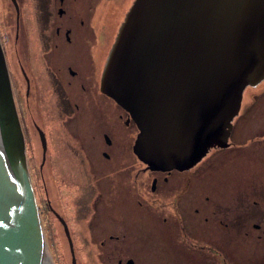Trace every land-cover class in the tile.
Instances as JSON below:
<instances>
[{
  "label": "water",
  "instance_id": "95a60500",
  "mask_svg": "<svg viewBox=\"0 0 264 264\" xmlns=\"http://www.w3.org/2000/svg\"><path fill=\"white\" fill-rule=\"evenodd\" d=\"M262 78L264 0H133L100 87L134 118L138 156L151 167L169 168L227 145L244 87ZM40 241L0 41V264H42Z\"/></svg>",
  "mask_w": 264,
  "mask_h": 264
},
{
  "label": "flooded vegetation",
  "instance_id": "af4514ba",
  "mask_svg": "<svg viewBox=\"0 0 264 264\" xmlns=\"http://www.w3.org/2000/svg\"><path fill=\"white\" fill-rule=\"evenodd\" d=\"M72 1L52 0L42 6L44 15L41 18L39 14V32L32 36L38 42L43 41V45L36 46L34 61L38 67L53 72L50 85L52 92L60 98L70 100L72 94L65 87L72 85L79 88V91L86 90L88 94L96 90L121 110L118 117L121 118V126L127 130L121 135L130 142V151L106 165L92 162L89 151L100 122L113 124L115 117H76L74 125H67L65 119H61L60 127L64 131H59L57 124L50 129L54 147H60L58 140L64 133H68L74 145L88 159L81 170L83 180L87 181L88 178L91 181V185L86 184L83 188L88 196L86 212L90 210L91 214H87L85 226L92 219L95 227H98L97 232L89 234L93 239L99 237L98 244L106 250H103L101 257L104 264H135V257L128 254L127 248L134 245L145 253L152 249L151 240L158 242L159 251L164 254L154 264H264V256L259 253L246 262L239 259L237 252L244 246L245 237L252 234L250 227L257 231L254 250H258V245L264 239V183L255 184L253 179L246 187L238 190L231 205L228 201H213L202 187L204 177L219 161L215 154L222 149L220 146L210 147L197 162L186 167L153 168L143 162L133 149L138 131L133 117L100 87L104 62L119 23L114 26L115 31L110 38L114 27L111 32L109 29L114 22L108 28L97 26L94 15L91 16L93 8L89 2L85 17L78 18L82 28L69 24L80 15V10L68 12L64 8V4L73 7L75 4ZM108 19H112L110 15ZM20 27L18 8L16 46L21 36ZM61 50L65 51L54 55ZM16 64L24 77V91L28 99L31 82L18 54ZM79 91L77 97L80 96ZM82 99L85 100V97ZM32 124L38 141L37 148L44 160L48 148L46 132L37 122L32 121ZM102 136L109 146L112 143L110 137L104 132ZM230 144L233 142L228 137L226 146ZM100 152L106 157L110 155L107 146ZM50 206V212L56 221L59 220L67 241L72 245L65 218ZM132 220L139 221L144 228L134 232L131 228ZM113 251L123 253L114 258Z\"/></svg>",
  "mask_w": 264,
  "mask_h": 264
},
{
  "label": "rangeland",
  "instance_id": "374dc122",
  "mask_svg": "<svg viewBox=\"0 0 264 264\" xmlns=\"http://www.w3.org/2000/svg\"><path fill=\"white\" fill-rule=\"evenodd\" d=\"M41 1L43 3L39 4ZM49 1L52 0H16L21 26V36L16 46V6L12 0H0V41L18 118L25 134L24 152L40 230L52 263L72 264L74 260V264H104L101 258L104 249L98 244L99 237L93 239L89 234L97 232L98 227H95L96 224L92 219L89 225L85 226V218L87 214H91L90 210L86 212L85 203L88 202V196L83 188L86 184L91 185V181L88 178L87 181L83 180L81 170L83 171L84 163L88 159L85 153L74 145L68 133H64L58 140L60 147H54L50 129L57 124L59 131H64L65 129L60 127L61 119H65L67 125H74L76 117H115L113 124L101 121L94 133L96 137L90 148L89 157L92 162L99 165L109 164L124 153L127 154L130 151V142L121 135L127 130L121 126V118L118 117L121 110L113 101L96 90L88 94L86 90L79 91V88L72 85L65 87L66 91L72 94L70 100L60 98L52 92L50 85L53 72L38 67L34 61L37 55L36 46H42L43 41L38 42L32 34L39 32V14L42 18L44 15L42 6ZM89 2L92 3L91 16L94 15L97 26L108 28L114 22L109 29L111 32L112 28L122 20L132 0H74L73 7L64 4L68 12L80 10V15L69 24L82 28L78 18L85 17ZM109 15L111 20L108 19ZM114 31L115 27L110 38ZM64 51H57L54 55H60ZM17 54L31 82L28 99L24 91V77L16 64ZM78 91L80 96L77 97ZM83 97L85 100L82 99ZM32 121L37 122L46 132L48 148L44 160L37 148L38 141L33 133ZM102 132L112 140L109 146L105 143ZM229 138L233 144L222 147L215 154L219 161L204 177L202 188L213 201H228L231 205L238 190L246 187L251 183L250 181L254 179L255 184L264 183V78L256 85L244 88L240 109L233 118ZM105 146L108 147L109 157L100 152ZM49 206H53L65 218L73 249L66 239L61 223L53 217ZM131 228L134 232H140L144 226L139 221L132 220ZM250 230L252 234L245 237L244 246L237 250L239 259L246 262L254 259L257 253L264 256V239L258 245V250H254L257 231L251 227ZM150 242L152 249L145 253L134 245L127 248L128 254L135 257V264H154L156 259L164 257L159 251L158 242L156 240ZM120 253L123 251H113L112 257L116 258Z\"/></svg>",
  "mask_w": 264,
  "mask_h": 264
},
{
  "label": "bare ground",
  "instance_id": "6f19581e",
  "mask_svg": "<svg viewBox=\"0 0 264 264\" xmlns=\"http://www.w3.org/2000/svg\"><path fill=\"white\" fill-rule=\"evenodd\" d=\"M44 240L40 241V247H39V252H40V257H41V262L42 264H53L52 259L50 255L48 254L47 247L44 245Z\"/></svg>",
  "mask_w": 264,
  "mask_h": 264
}]
</instances>
